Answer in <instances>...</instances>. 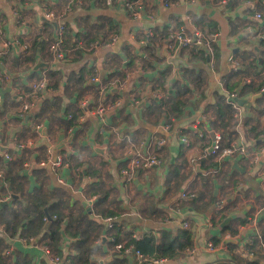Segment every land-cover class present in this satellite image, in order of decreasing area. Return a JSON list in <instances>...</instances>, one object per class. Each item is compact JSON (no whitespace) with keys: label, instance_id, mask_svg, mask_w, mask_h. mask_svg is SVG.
I'll return each mask as SVG.
<instances>
[{"label":"crops","instance_id":"obj_1","mask_svg":"<svg viewBox=\"0 0 264 264\" xmlns=\"http://www.w3.org/2000/svg\"><path fill=\"white\" fill-rule=\"evenodd\" d=\"M136 1L143 8L138 18L130 14L121 0H108L106 7L100 6L96 0H0V49L5 40H12L19 46L17 49L13 45L3 57L4 69L10 72L13 81L14 77L20 78L19 82L15 81L17 83L15 88L14 84L11 88L17 94L18 90L24 89L22 85L30 86L31 81L38 80L36 76L31 77L32 72H39V75H42L40 79L46 75L48 80V87L41 92L39 100L33 107V113L31 112L32 115L23 116L20 108L16 110L10 107L12 117L19 115L22 120L6 126L4 120L9 119L10 122L12 117L0 118V157L4 159V163H0L1 199H6L11 195V191L14 192L2 173L3 165L7 166L9 162L6 154L16 151L20 155L23 151L17 150L14 143L20 140L31 141L30 147H33L29 159L23 163L21 170L28 178L26 186L28 192H33L39 186L33 175L34 170L32 172L30 170L33 165L35 168L41 166L39 162L46 158L48 146L51 144L52 156L63 155L66 160L57 173L48 165L41 166L47 168L49 173V179L46 181L48 188L52 191L68 189L72 200L81 203L91 218L99 219L94 214V201L101 192H105L109 193L107 209L116 213L115 222L122 224L128 232H132L130 238L134 234L138 237L149 232L157 234L160 229L175 231L182 226L184 220L188 222V226L194 232V251H186L173 258H167L162 264H237L234 261V253L251 260L252 258L242 254L244 244L255 236V232L259 231L264 235V154H259L257 161H252L251 157L253 150L256 151L260 144L263 146L261 142L264 139V114L261 116L258 131L246 132L243 127L237 129L240 137L234 141L243 140V135L250 141L249 146L252 149H249L245 156L240 155L224 161L215 157L199 160L197 164L200 165V170L191 172L186 179L183 181L182 179L183 173H188L191 168L192 157L201 155L203 149L211 144L216 136L221 137L223 143L225 141V127L221 125V121L216 125L210 122L216 117V113L213 110L206 112L207 106L214 103L217 95L225 91V81L233 73L230 58L244 64L253 59V55L259 57L264 52V48L259 44L262 34L257 35L258 31L264 28V0ZM46 11H52L59 24L64 23L68 30H72L74 40L77 33L82 39V34L90 25L106 21L105 17L114 22L117 30L110 34L107 41L102 43L95 41L98 44L94 48L89 47L92 43L89 46L85 43L82 46L75 44L70 48H63L65 51L63 59L54 60L50 47L53 40L58 37V29L43 19V16L46 17ZM258 13L262 16L257 17ZM182 26L189 31L197 27L206 34H216L213 47L214 54L217 51L219 57L216 58L214 54L213 57L209 56V52L204 48L208 54L207 62L192 60L187 52L189 50L187 48L190 47L182 49L168 47L169 29ZM162 31H165V38L160 34ZM148 32L153 35L156 47L152 67L147 65L150 57L149 42L142 38L138 40L139 34ZM41 36L44 48L38 50L32 69L14 74L12 62L14 56ZM39 61L48 63L49 66L35 71L33 68ZM169 67H172V72L165 82L167 92L153 89L160 72ZM82 68H91L93 75L95 70H98L101 81L97 82L100 86L108 81L104 82V78L110 80L129 76L124 90L116 92L118 96L114 100L121 99L122 105L118 111L106 116L108 125H103L91 110H86L79 115V124L75 127L65 128L45 120L44 123H40L44 126L42 133L34 129V126L31 131L33 135L25 132V124L39 112L46 100L61 97L65 110L74 109L81 99L92 96L91 92H86L81 98L67 87L71 74ZM188 68L206 74L204 91L207 104L198 109L188 105L181 118L170 114L171 124L174 127H181L183 133L190 139L191 145L185 147L173 134H167L164 130L168 124L166 115L160 117L157 111L150 112L149 108L153 100L164 101L170 105L172 98L177 95L178 82L189 89L188 96L191 102L195 103L199 99V81L194 78L195 75L185 71ZM49 69L54 73L50 74ZM246 79L248 82L251 81L250 76ZM72 83L75 84V78L72 79ZM1 85L2 90L7 88L6 85ZM238 92L241 93V88H238ZM110 94L114 92L99 96L98 102ZM262 96H264L262 89L259 92L241 94L240 99L247 101L241 105L244 119L250 117L252 108L258 107L256 101ZM1 97L3 102L5 99L15 98L11 92L2 93ZM92 97L95 102V97ZM143 101L145 103L141 105ZM262 105L264 107V103ZM202 112L206 114L205 121L209 128V133L203 137L190 127L191 122ZM230 128H233V122ZM160 136H168V143L161 152V164L151 169L138 170L133 180L125 184L121 169L130 159L132 145L141 146L145 150L149 139ZM260 136L263 138L260 139ZM1 146H7L8 149L2 151ZM43 151L44 157L39 160L38 157ZM234 159L238 160L240 169L233 167ZM26 162L31 163L29 168L25 167ZM212 162L217 164L209 168ZM170 164L176 166L179 174H172ZM76 168L80 169V172H76ZM59 178L64 180L63 184L59 182ZM186 188L197 194L193 197L196 199L194 203L191 202L193 198L180 197ZM212 191L216 196L215 200L210 197ZM14 193L19 195V198L15 199L21 198L20 194ZM1 199L0 208L12 204L15 200L12 196L10 200L4 202ZM217 199H223L225 204L234 201V204L228 210L220 212L222 209L218 210L215 205ZM85 203H88L91 212ZM255 218L256 224L252 226L251 222ZM227 219L229 220L224 224ZM244 219L247 220L246 223L241 221ZM101 223L102 230L93 245L97 250L92 256L91 264H144L133 249L130 252L126 250L128 236L121 239L123 248H118V244L113 246L114 239L108 234L110 230L108 223L105 219ZM229 223H232L236 230L234 235L227 234L231 235L232 239H227L226 235L218 244L226 245L225 248L209 250L206 247L207 241L221 237L222 228ZM75 230L76 228L73 231ZM1 235L8 239L9 248H12V254L10 253L12 263L55 264L51 256L45 253L46 240L41 237L27 238L25 243L20 236L11 238L4 231ZM64 236L62 257L68 258V255L76 254L73 245L77 238L71 235ZM104 237L107 238L105 242ZM228 242L235 243L238 250L231 251ZM259 252L264 256V247L262 248L261 244ZM253 259H258L264 264V259H259L256 252Z\"/></svg>","mask_w":264,"mask_h":264},{"label":"trees","instance_id":"obj_2","mask_svg":"<svg viewBox=\"0 0 264 264\" xmlns=\"http://www.w3.org/2000/svg\"><path fill=\"white\" fill-rule=\"evenodd\" d=\"M97 3L106 7L108 0H96ZM106 21L101 23H96L90 25L87 28L86 32L82 34V39L87 46L91 43L97 41L98 43H102L108 40L110 34L116 31L117 26L111 19H107ZM108 21V27L107 26ZM68 27V26H67ZM66 27L64 32L63 39V48H70L75 46V40L79 37V33L76 35V39L74 40V36L72 34V30H68ZM160 34H163L165 38V31H162ZM261 35L262 37L259 39V44L264 48V28L262 31H258L257 35ZM155 35V34H154ZM42 36L33 40L32 45H28L24 50L20 51L17 56H14L12 60L14 64V74H20L22 72L28 71L32 69L35 60L36 54L38 50H42L44 48V42L41 39ZM138 40L140 38L145 39L150 44L149 50V59L148 64L152 67V59L155 56V45L153 43V35L150 32L139 34ZM56 39L53 40L55 43ZM187 52L190 55L192 60H201L203 62H207L208 54L204 47L195 48L190 47ZM216 51V47H215ZM216 58H218V52L214 54ZM141 58V57H139ZM155 58V57H154ZM0 61L5 63V58L0 57ZM3 63V64H4ZM172 67L160 72L159 77L156 79L153 89L155 90H163L166 91V80L171 74ZM186 72H189L195 75V79L199 81L198 86H200L199 90V99L194 102H191L189 94V89L182 85L181 82L176 84L177 86V95L172 98L170 105L164 103V101H152V105L150 106V112L157 111L160 117L166 115L168 123L172 122L170 118L171 115L177 118H181L186 112V108L188 105L193 106L195 109H198L202 106H206V90L205 82H206V74L203 71L197 72L193 69H186ZM48 72L53 74L54 72L49 69ZM264 52L258 57L253 55V59H251L248 63L240 64L236 71L227 78L225 81L224 90L222 93L217 95L215 102L211 105H208V110L206 112H211L212 110L216 113V117L212 118L210 122L212 124H217L218 121H221V125H223L226 129V134H224V146H228L235 139L240 137L239 131L236 129L238 125V121L234 118V109L232 106L226 102V94L227 93H238V96L241 94H245L248 92H259L264 88ZM0 73L5 74L9 73L6 69L0 68ZM122 74V73H121ZM93 75V71L91 68H82L78 72H74L68 79L67 87L72 89V92H76L78 96L82 98L83 93L91 92L92 96L95 97V102L92 103L90 107H88V111L93 108L99 99L100 85L96 83V81L92 82L91 78ZM36 76L40 79L42 75H39V72H32L31 77ZM250 76L251 81L248 82L246 77ZM75 78V84L72 83V79ZM18 77H14V81L19 82ZM109 79L104 78L103 81H107ZM0 86H2L0 84ZM25 90H29V86H24ZM238 88H241V93L238 92ZM23 89V90H24ZM2 88L0 87V99H2ZM118 94H110L106 98H110L114 100L117 98ZM97 102V103H96ZM256 103L258 107L252 108L250 112V117L245 115V131H258L259 124L261 122V116L264 114V96L257 99ZM10 107L19 110L20 103L17 98L5 99L2 107L0 108V118L5 116H11L12 112ZM62 111L64 114H62ZM86 109L80 104H77L74 109H65L62 107V98L55 97L51 100H46L42 108L39 110L37 114L32 116L28 124H25V132L30 133L29 135H33L31 133L34 125L44 123L45 120L50 121L51 124H58L60 126H65V128H71L77 126L78 118L80 114L85 113ZM62 114V115H61ZM171 114V115H170ZM12 120L9 122V119L4 120V124L8 126L9 123L21 121L22 118L19 115H14ZM233 122V128L231 124ZM231 129V131H230ZM261 133V131H259ZM20 140V139H19ZM262 145H264V139L262 140ZM261 146V144H260ZM259 147V146H258ZM33 151V147H28L23 149L20 155L16 151L8 152L11 156V159H8L7 166L3 165V175L6 178V182H8L9 186L13 189L14 192L21 195L20 199L13 200L12 204L4 205L0 208V224L4 232H6L9 237L14 238L16 236L30 238V237H41L43 240H46V245L50 250L58 255H63L62 245L64 241V235H71L74 238H77V241L74 243V249L76 250V254L68 255V258L71 259L73 264H91L92 256L95 253L97 248L94 245L95 240L100 237L102 230L101 221L107 217H114L115 212L107 209V199L109 193L101 192L98 195L97 199L94 201V214L99 219H93L87 213L86 208L79 202H75L72 200V196L70 191L66 188L55 189L54 191L48 188V184L46 181L49 179V173L47 168L37 166L33 175L36 178L39 186L34 189L33 192H28L27 183L28 178L23 175L22 168L23 163L29 159L30 152ZM45 151H43L38 159H42L44 157ZM65 158V157H64ZM66 160V158L64 159ZM0 163H4V159L0 157ZM203 163V161H201ZM217 163L212 162L209 168H213ZM81 165V163H78ZM186 166L187 164H183ZM89 169H87L88 171ZM170 171L172 174H179L176 166L170 164ZM191 172H196V169L193 171L192 168L189 169L188 173H183V179H186ZM89 173V172H88ZM2 193V192H1ZM0 193V199L1 194ZM210 197L212 200H215L216 196L214 192H210ZM196 199H192V203L195 202ZM234 204V201L226 202V204L219 209L220 212L226 211L229 209L231 205ZM77 206H79V210H77ZM48 211L49 216L46 213V209ZM218 209V210H219ZM215 221V218H213ZM212 219V220H213ZM242 222H247L246 219L241 220ZM74 228H76L75 231ZM236 230L232 227V223L225 225L222 228L221 237L213 238L212 242L215 245H218L221 241V238L225 237L227 234L234 235ZM108 234L113 237L112 245L121 244V239L123 237L128 236L129 242L125 246L132 245V249L136 251H140L149 257L156 258H173L178 254H183L186 252L188 248L194 247V232L191 227L180 226L175 231L168 229H160L157 231V234L152 232L144 233L142 236L138 238H130L132 236V232H128L122 224H118L116 221L113 227L108 230ZM262 241L263 239V233ZM251 243L248 244V247L257 253L259 259H264V256L259 252L260 240L258 236H252ZM10 244L6 237L0 234V264H16L11 261V254H7ZM124 246V245H123ZM228 247L231 251L238 250V246L233 242H228ZM123 248V247H122ZM123 250V249H121ZM234 261L237 264H261V261L258 259H246L241 258L238 253H234Z\"/></svg>","mask_w":264,"mask_h":264},{"label":"built area","instance_id":"obj_3","mask_svg":"<svg viewBox=\"0 0 264 264\" xmlns=\"http://www.w3.org/2000/svg\"><path fill=\"white\" fill-rule=\"evenodd\" d=\"M128 11L130 12L131 15L134 17H140L142 13V7L141 5L137 4L136 0H121ZM69 7V6H68ZM45 15L48 19L57 21L55 18L56 15L52 11H46ZM64 17V15H61ZM262 14L258 13L257 17H261ZM58 23V21H57ZM58 37L50 47L51 52L53 54L54 60H61L65 56V51L63 50L62 44H63V39H64V32L66 29V25L64 23L59 24L58 23ZM216 39V34H206L203 31H201L199 28L194 27L193 31H189L188 29L185 28V26L179 27V28H170L168 31V41L171 49H182L183 47H195V48H201L204 47L207 49L209 52V56L214 54V47L213 44ZM77 46H82L84 45L83 39L80 37L75 40ZM97 42L92 43L89 47L94 48L97 46ZM14 45V41L12 40H5L3 42V45L0 49V57H4L10 48L12 49ZM213 59L211 58L210 61ZM230 61L232 62V71H236L239 67V62L234 60L233 58H230ZM129 76L126 75V77L123 78H113L108 80L107 82L101 84L100 86V96H104L105 93L110 92L113 88L117 87L118 90H124V88L127 85ZM91 81H101L99 77V71L95 70L94 75L91 78ZM0 83L6 85V87H12L14 84V88L17 85L15 81H13V78L11 74L5 73L1 74L0 73ZM100 84V83H99ZM48 87V80L46 78V75L43 76V78L38 79V80H33L30 83L29 90H18L16 97L18 102L20 103V110L23 116L25 115H32L31 112L33 113V107L36 105L37 101L40 98V94L43 90H45ZM264 91V88L262 89ZM240 99V96H238V93H227L226 94V102L229 103L232 108L234 109V118L238 121V125L236 129L243 127L245 129V119H244V114H243V109L241 105L239 104L238 100ZM93 103V97H84L83 99L80 100L79 104L80 106L84 107L88 111V107H90ZM122 105V100L121 99H116V100H109L108 98H102L101 101H99L93 108L90 110L98 117L100 122L103 125H108L106 121V116L109 113H114L118 111L120 106ZM206 119V114L205 113H200L198 117L193 120L190 124V127H192L199 136L203 137L206 134L209 133V128L206 125L205 121ZM44 126L43 124H37L34 125V129H36L39 133H42ZM164 130L166 131L167 134H173L178 141L184 145L185 147H189L191 145L190 139L183 133L181 127H174L173 124L168 123L166 124ZM260 139L263 138V136L259 137ZM49 140L51 138L48 137ZM150 141L148 144L145 146V150L141 146H136L132 145L129 155L130 159L128 160L127 164L121 169L122 173V178L125 184L130 183L133 180V177L135 173L138 170H147L151 169L152 167L158 166L161 164V152L164 149V147L168 143V136H160V137H152L149 139ZM16 146L17 150H23L31 145V141H17L14 143ZM249 149H252L249 145L245 144L243 140L239 141H233L231 142L230 145L224 146L222 142V138L219 136H216L213 142L209 145H207L203 151L202 154L197 156V157H192L190 159V165L192 170L194 171L197 166V162L199 160L209 158V157H215L220 161H224L229 158H234L236 156L243 155L245 156ZM53 147L50 144L47 149V156L44 160L39 162V165L41 166H50L55 173L58 172L59 168L63 165L64 163V157L63 155H58L56 157H53L52 153ZM252 154V161H257L259 158V154H264V145L260 146L256 149V151L253 150ZM6 159H11V156L9 153L6 154ZM30 162L25 163V167L29 168L30 167ZM76 172H80V169L76 168ZM1 177V176H0ZM60 183H64V180L62 178H59ZM197 194L195 191L192 189L186 188L183 190L180 194V197L183 199L187 198H193L196 197ZM10 200L11 195H9L6 199L2 198L1 201L4 202V200ZM216 207L222 208L225 205V201L223 199H217L215 202ZM179 210L177 209V213ZM105 221L108 223V228L111 229L115 223V218L114 217H107L105 218ZM256 218L251 222L252 226H255ZM182 226L188 227V222L183 221ZM3 233L2 226L0 224V234ZM256 236H258L260 240L261 247L263 248V241H262V235L261 233L255 232ZM133 238H138L137 234L133 235ZM227 239L231 240L232 236L227 235ZM22 240L26 243L27 238H23ZM32 240V239H31ZM251 243V240L246 242L244 244L243 252L247 257L254 258L255 252L252 251L249 247L248 244ZM215 245L211 240L207 241L206 247L211 250V251H216L220 249L221 247H226V245ZM118 248L124 247L123 244H118ZM132 249V245L128 246L126 250L130 252ZM45 253L48 256H51L52 261L55 264H73V262L68 259V258H63L61 256H58L54 254L48 246L44 247ZM187 252H193L194 248H188L186 250ZM12 252V248H9L6 253L9 255ZM137 257L139 260L144 263V264H159L164 262L167 258H156V257H149L148 255L143 254L140 251H136Z\"/></svg>","mask_w":264,"mask_h":264},{"label":"water","instance_id":"obj_4","mask_svg":"<svg viewBox=\"0 0 264 264\" xmlns=\"http://www.w3.org/2000/svg\"><path fill=\"white\" fill-rule=\"evenodd\" d=\"M43 19H44L45 21L51 23L52 25H54L56 28L58 27V23H57V21L50 20V19L46 18L45 16H43ZM167 43H169V41H167ZM14 46H15L17 49L19 48L18 43H15ZM256 49L258 50V47H256ZM48 66H49L48 63H44L43 61H39L38 63H36V65L34 66L33 69H34L35 71H37V70H39V69H41V68H47ZM0 68H1V69H4V64H3L1 61H0ZM97 84H99V82H97ZM118 91H119V90H118L117 87H115V88H113V89L111 90V92H114V93H116V92H118ZM6 92H11V93L14 94V97H16L15 90H13L11 87H7V88H5V89L2 90V93H3V94H5ZM237 100H238V102H239L240 105H243L244 103L247 102L246 100H242V99H237ZM0 102H1V103H0V106H1L2 103H3V99H2ZM144 103H145V101H143V103H142L141 105H143ZM141 105H140V106H141ZM110 114H113V113H109V115H110ZM45 130H46V129H44V132H46ZM242 138H243L244 143L247 144V145H249L250 141L247 139V136H246V135H243ZM7 149H8L7 146H1V150H2V151L7 150ZM232 164H233V167L240 169V167L238 166V160H237V159H234V160L232 161ZM34 168H35V165L32 166L30 172H32V171L34 170ZM199 170H200V165L197 164V166H196V171L198 172ZM10 190H11V189H10ZM11 196L13 197V199H15V198H19V195L15 194V193L12 192V191H11ZM84 205L87 206L88 209H89V212H91V208L88 206V203H85ZM45 210H46L47 215H48L49 218H50V215L48 214L47 208H46ZM228 220H229V219H227V220L224 222V224H225ZM224 224H223V225H224ZM106 240H107V238L104 237V238H103V242H105ZM159 264H162V263H159Z\"/></svg>","mask_w":264,"mask_h":264},{"label":"rangeland","instance_id":"obj_5","mask_svg":"<svg viewBox=\"0 0 264 264\" xmlns=\"http://www.w3.org/2000/svg\"><path fill=\"white\" fill-rule=\"evenodd\" d=\"M24 141V140H23Z\"/></svg>","mask_w":264,"mask_h":264}]
</instances>
